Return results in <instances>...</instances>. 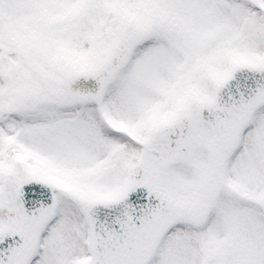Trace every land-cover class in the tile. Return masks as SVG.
Returning a JSON list of instances; mask_svg holds the SVG:
<instances>
[{
  "label": "snow or ice",
  "instance_id": "6c2138e0",
  "mask_svg": "<svg viewBox=\"0 0 264 264\" xmlns=\"http://www.w3.org/2000/svg\"><path fill=\"white\" fill-rule=\"evenodd\" d=\"M0 264H264V0H0Z\"/></svg>",
  "mask_w": 264,
  "mask_h": 264
}]
</instances>
